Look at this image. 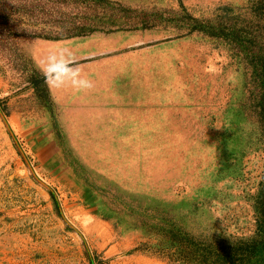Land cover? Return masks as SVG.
<instances>
[{
  "label": "rangeland",
  "instance_id": "374dc122",
  "mask_svg": "<svg viewBox=\"0 0 264 264\" xmlns=\"http://www.w3.org/2000/svg\"><path fill=\"white\" fill-rule=\"evenodd\" d=\"M0 264H264V0H0Z\"/></svg>",
  "mask_w": 264,
  "mask_h": 264
},
{
  "label": "clouds",
  "instance_id": "9594fccd",
  "mask_svg": "<svg viewBox=\"0 0 264 264\" xmlns=\"http://www.w3.org/2000/svg\"><path fill=\"white\" fill-rule=\"evenodd\" d=\"M64 51L66 50H60L59 54L53 53L49 57V64L48 66L43 69L45 73L46 82L49 83L50 87H60L64 83H66V78L69 77V73H71L70 76V83L73 87L78 88H90L92 85L88 80L85 79H78L77 73L72 72V69H70L67 65L66 59L64 57ZM49 73H56L54 78L49 76ZM54 79V83H53Z\"/></svg>",
  "mask_w": 264,
  "mask_h": 264
},
{
  "label": "trees",
  "instance_id": "16d2710c",
  "mask_svg": "<svg viewBox=\"0 0 264 264\" xmlns=\"http://www.w3.org/2000/svg\"><path fill=\"white\" fill-rule=\"evenodd\" d=\"M9 133H10V135L12 136V138L15 140V137L13 136L12 132H9ZM51 197H52V199H53V202H54V205H55V207H56V210H57V213H58L59 217H61V218L64 219V216H63V214H62V209H61V207H60V202H59L57 196L55 195V193L51 192ZM68 229H72V228H71L70 226H68ZM87 255H88L89 259L92 261V258H91V256H90L88 250H87Z\"/></svg>",
  "mask_w": 264,
  "mask_h": 264
},
{
  "label": "crops",
  "instance_id": "0c3cea01",
  "mask_svg": "<svg viewBox=\"0 0 264 264\" xmlns=\"http://www.w3.org/2000/svg\"><path fill=\"white\" fill-rule=\"evenodd\" d=\"M106 45H108V44H106ZM104 48V47H103ZM104 90V89H103ZM95 92H93L92 91V94H94ZM95 95V94H94ZM103 95H105L106 96V98H107V95H106V93H105V91H103ZM98 97L99 96H91V98H90V101L93 103V105H92V108H93V110L95 111V110H104L107 106L105 105V101L103 100V106H100L99 105V101H97V103H96V100L98 99ZM106 129V128H105ZM105 129H103V132H104V130ZM107 134V131H106V133H105V135ZM105 135L103 136V138L105 139Z\"/></svg>",
  "mask_w": 264,
  "mask_h": 264
}]
</instances>
